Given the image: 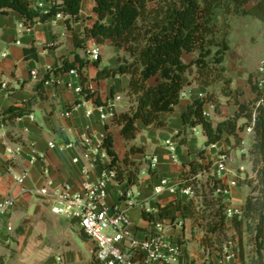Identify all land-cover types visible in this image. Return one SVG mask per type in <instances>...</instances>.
<instances>
[{
	"label": "crops",
	"instance_id": "crops-1",
	"mask_svg": "<svg viewBox=\"0 0 264 264\" xmlns=\"http://www.w3.org/2000/svg\"><path fill=\"white\" fill-rule=\"evenodd\" d=\"M95 4L94 0L83 1L80 19L72 21L73 30L67 27L65 16H54L47 22L22 28L23 16L19 12L11 10L0 13V115L13 105L23 106L31 98H36L32 113L18 118L14 123L4 124L6 139H0V198H16L14 207L0 216V264H89L96 255V245L81 229L78 219L54 213L52 208L58 204V200L53 195L40 192L41 188L48 186L50 192L68 187L72 193H80L84 191L86 182L99 180L102 165L93 158L85 157L84 132L90 134L96 144L111 131L120 159L126 156L129 148L122 137L121 127L113 123V118H100L101 112L97 107L102 105L97 104L94 98L86 99L83 96L79 73L68 71L55 74L52 71L56 64H62L64 58L73 61L76 53L82 58H91V50L101 44L112 47L106 56L100 51L101 65L119 63L120 50L110 41L99 43L90 39L86 48H76L74 30L81 33L86 26L94 24ZM33 5L48 10L51 0H34ZM32 47H36L38 58L26 56L25 49ZM196 57L194 53L183 54L186 62ZM94 65L89 63L87 68L91 89L96 91L95 96H100L102 101L115 102L112 107L103 105V111L116 114L129 110V76L95 81L98 67ZM33 72H36V77ZM185 74V96L181 97L172 113L162 114L167 122L165 126L155 127L142 120L137 121L139 133L133 143L144 150L131 154L130 158L135 164H124V167L139 168V183L128 186L126 182L112 178L108 184V195L104 203L110 213L123 211L129 216L138 238H144L155 229L154 222L143 218V208L158 213L159 205H165L176 197V191L169 189L155 193L154 186L159 178L165 176L178 186L185 164L197 158L200 149H206L202 161L210 163L211 168H214L212 177L227 189L223 197L227 207L242 212L250 194V187L239 183L246 177L254 176L250 152L245 147L252 134L248 133V126L239 129L242 141L238 144L233 135L226 134L218 143L207 146V136L201 126L193 129L194 133L189 136L186 144L180 142L177 134L183 126L182 112L194 98L208 91L201 81L196 78L188 80ZM245 74L242 70L234 73L241 76L237 81L243 83L239 84L235 76H232V70L228 72V76L233 79L232 88L241 94L240 100L250 101L244 93H251L253 100L258 92L246 81ZM256 74L257 82L260 74L258 71ZM46 75L49 77L40 94L37 87ZM3 82L7 83L6 88L2 86ZM219 99V111L215 110L213 104L205 105L206 117L215 125L234 116L238 110V106L229 97L220 94ZM88 111L92 113L88 114ZM245 121L241 119L240 126H244ZM168 140L176 146V159L172 157ZM49 142L73 145L68 148L50 147ZM8 144L20 148L17 158L11 159L7 152ZM238 152L242 160L249 161V170L240 163ZM222 153H227L230 159L226 163L227 171L219 173L217 160ZM154 155L159 157V162L155 168H151L150 159ZM24 172V181L20 184L17 178ZM202 176L205 175L199 178ZM233 182L236 184L232 185ZM183 198L187 200L189 197L183 194ZM228 224H231V218ZM164 227L169 237L181 242L185 254L183 259L188 261L187 264H240L237 257L223 262V254L219 256L215 248L205 249L202 245L204 232L195 227L191 219L176 222L167 220ZM235 233L234 229L229 231L230 236ZM183 264H186L185 260Z\"/></svg>",
	"mask_w": 264,
	"mask_h": 264
},
{
	"label": "trees",
	"instance_id": "trees-1",
	"mask_svg": "<svg viewBox=\"0 0 264 264\" xmlns=\"http://www.w3.org/2000/svg\"><path fill=\"white\" fill-rule=\"evenodd\" d=\"M34 0H0V13L11 10L23 16V24L32 27L38 22H47L62 14L66 17L67 27L73 30L72 21L80 19L82 3L85 0H51L48 10L33 5ZM96 20L92 26H86L78 33L74 30L76 48H86L90 39L99 43L110 41L123 51L118 56L117 65L100 66L98 58L94 64L98 67L95 81L110 77L128 75V91L131 106L124 112L113 116V123L121 127V134L129 147L126 156L120 159L115 146L114 135L109 131L103 145L109 154L110 166L116 171L119 182L128 186L139 183L140 171L124 167L135 164L131 154L143 152V147L133 143L139 133L138 120L155 127L167 124L163 113H172L179 104L185 87L184 74L196 66V79L208 89L203 96L194 98L182 112L183 126L178 132L180 142L186 144L194 128L201 126L207 136L206 145L216 144L226 134L233 135L238 143L242 141L239 129L253 125V143L249 150L253 177H246L239 183L250 187V194L243 207L242 214L231 218L228 224L226 203L216 195L219 181L209 176L204 185L198 182L199 176L209 171L211 164L203 163L206 149H200L197 158L186 163L179 177L176 197L165 205H159L158 213L143 208L142 216L154 223L191 219L195 227L203 230L202 245L205 249L215 248L222 256L231 240H235L233 251L240 264H264V109L257 104L261 92L256 98L241 101V94L232 88V79L226 75L225 60L231 49L230 30L233 17L252 16L264 22V0H94ZM27 57L38 58L36 47L25 49ZM194 53L196 58L186 62L184 53ZM89 59L75 54L73 61L64 58L62 64H56L55 74L75 69L82 81V94L86 99L94 98L99 105H107L96 91L90 87L87 68ZM44 81L37 87L42 94ZM222 83L221 94L229 97L238 110L216 125L205 115V105L213 104L219 111V94L213 89L216 83ZM36 98H31L23 106L13 105L1 112L4 124L14 123L18 118L30 115ZM79 103V101L77 102ZM245 119L244 126L239 124ZM108 128V126H107ZM132 142V143H131ZM191 187L194 196L183 198V189ZM234 229L236 233L229 235ZM249 236L245 243L244 236ZM246 245L252 249L247 250ZM184 258V257H183ZM187 264L188 261L183 259ZM89 264H104L95 257Z\"/></svg>",
	"mask_w": 264,
	"mask_h": 264
},
{
	"label": "built area",
	"instance_id": "built-area-1",
	"mask_svg": "<svg viewBox=\"0 0 264 264\" xmlns=\"http://www.w3.org/2000/svg\"><path fill=\"white\" fill-rule=\"evenodd\" d=\"M63 16L62 14L57 15ZM22 28L26 26L21 24ZM91 55L94 60L100 56L98 46L91 50ZM260 78L257 80V86L261 97L257 104L264 109V61L258 66ZM71 73H78L75 69L70 70ZM36 72L33 76L36 77ZM2 86L7 87V83L3 82ZM82 90V88L80 89ZM185 96V93H182ZM115 102H108L106 106L112 107ZM105 106H98L100 110V118L107 119L109 116L113 118V112L103 111ZM92 111H88L91 114ZM206 115V113H205ZM248 133L253 132V125L248 126ZM0 139H6L5 125L0 115ZM103 141L94 143L90 134L83 133V142L86 147L85 157L93 158L102 165L101 176L98 181L85 183L84 191L80 193H72L68 187L55 189L50 192L48 186L41 188L40 192L44 195H53L58 204L53 206L52 211L56 214L67 215L71 218L78 219L81 229L94 241L96 245V258L104 264H183L184 249L181 242L173 239L166 234L164 223H155V229L144 238L135 236L132 223L129 216L118 211L110 213L109 208L104 203V199L108 195V184L110 179L116 178V171L109 164L111 158L103 145ZM73 143L57 144L49 142L50 147L60 146L61 148L71 147ZM167 145L173 152V159H176V146L171 141H167ZM7 152L11 159L17 158L20 154V148H13L7 145ZM227 153H222L217 160L218 172L227 171L226 163L229 160ZM78 159H75L77 161ZM159 162V157L154 155L150 159L151 168H155ZM25 172L17 178V181L22 184L25 177ZM233 182L232 185H235ZM176 191L177 185L171 183V180L165 176L159 178L158 183L154 186L156 194L164 190ZM183 194L188 197L194 196V191L191 187L183 189ZM227 189L221 185L216 188V195L224 197ZM16 203L14 196L0 198V216L1 214L11 210ZM226 214L228 218H232L237 214H242L238 209L227 207ZM235 240H231L223 252V262L229 261L236 257L233 251Z\"/></svg>",
	"mask_w": 264,
	"mask_h": 264
},
{
	"label": "rangeland",
	"instance_id": "rangeland-1",
	"mask_svg": "<svg viewBox=\"0 0 264 264\" xmlns=\"http://www.w3.org/2000/svg\"><path fill=\"white\" fill-rule=\"evenodd\" d=\"M256 1L258 0H253L249 6L254 4ZM230 22H231L230 36L232 34L231 42L233 45H231V49L228 52L224 63L226 66V75L227 77H229L228 72H231L232 70V74H233L232 76H235L236 82L242 84L243 82L237 81V79L240 78L241 76L234 75V73H236L238 70L240 71L242 70L243 73L246 72L245 74L246 81L249 84H254L256 83V75H257L256 71L258 70L257 67L261 64L262 61H264V22L252 16L233 17L230 20ZM98 48L100 51H102L104 56H106L110 53L112 47L109 45L101 44L98 46ZM122 52L123 51L120 50L118 56H122L123 55ZM89 59H90V63L94 65L95 60L92 57ZM100 66L104 67L105 65L100 64ZM196 74H197V68L196 66H192L190 70L186 72L185 76L187 77L188 80L190 79L192 80L196 78ZM237 83H235V86L237 85ZM222 85L223 84L219 82L216 83L213 87V89L216 90L219 95L221 94ZM246 86L247 85L245 84V87ZM244 94L247 96L248 100H251L252 98L251 93L245 92ZM252 139H253V134L249 135L247 139V143L245 147L248 150H250L251 145L253 143ZM237 156L240 160V163L245 165L249 170L251 167L249 161L242 160L240 152L237 153ZM213 169L214 168L212 167L211 170L203 174L205 176H202L198 180V182L205 185L208 182L209 176H214L211 174ZM248 238L249 236L245 234L244 236L245 243H248L247 241ZM246 249L247 250L252 249V246L246 245Z\"/></svg>",
	"mask_w": 264,
	"mask_h": 264
}]
</instances>
